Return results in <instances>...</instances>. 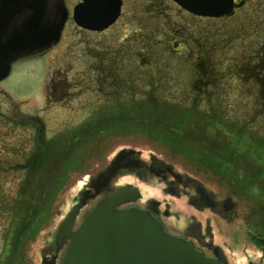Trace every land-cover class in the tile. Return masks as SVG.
Here are the masks:
<instances>
[{
    "label": "rangeland",
    "instance_id": "1",
    "mask_svg": "<svg viewBox=\"0 0 264 264\" xmlns=\"http://www.w3.org/2000/svg\"><path fill=\"white\" fill-rule=\"evenodd\" d=\"M129 3L124 2L120 19H124L125 6L127 8ZM259 5L260 31L259 35L253 31L255 38L250 36V31L254 30L252 18L248 25L250 30L244 37L243 26L238 24L248 8H240L226 19L211 22L196 18L193 21L194 28L204 33L211 27L224 29L220 24L225 21L228 25L238 22L229 26L230 30L224 35L213 34L209 58L203 56L198 60L197 67H206L207 61H211L210 84H193L194 60L187 57L190 46L187 39L183 43L186 52L178 55L167 52L162 57L166 65L162 76L164 99L160 96L158 99L165 100L166 104L161 101L156 104L154 99H149L147 106L119 108L117 112L124 114L122 123L102 127L99 132L94 127L89 129L93 120L87 116L93 108L90 104L92 81L87 89L78 83L90 77L94 60L91 51L106 42H93L95 38L88 33L81 37L78 28L67 22L62 38L52 47L19 56L9 63L8 73L0 78V249L4 247L10 224L11 234L0 264H37L34 256L38 242H43V231L50 228L62 212L66 197L73 192L81 175L100 163L115 141L123 139L138 146L147 145L155 151L173 146L170 154H163L166 159L181 162V166L190 165L202 178L209 177L212 185L221 184L237 192L234 214L237 217L223 224L231 234L232 247L228 253L236 264L244 256H255V247L249 241L251 232L242 227H248L245 218L251 214L256 217L261 211L257 230L264 233V0ZM169 12L173 15L168 17L179 20V30L187 33L191 29L189 15L182 10ZM151 23L149 27L153 30L161 28L152 27ZM135 25L128 24L125 28L133 29ZM116 30L118 26L108 32L113 34ZM151 43L155 44L150 41L148 44ZM253 49L260 50L261 83L258 87L252 77L244 76V80H248L237 83L230 76L227 81L216 70L226 57L230 64L236 60L232 55L236 57L240 52L248 54L242 58L250 66ZM51 68L67 79L73 76V83L77 85L68 86L67 99L54 105L45 100L42 86ZM157 110L165 113L158 115ZM215 121H219V128ZM143 128L149 129V135ZM106 137H110V141ZM105 141H108L106 150L102 147ZM70 142L73 146L69 150ZM12 199H16L18 205L12 206ZM50 207L55 214L48 218ZM256 221H252L254 225ZM36 226L39 231L32 236ZM250 240L259 242L253 237Z\"/></svg>",
    "mask_w": 264,
    "mask_h": 264
},
{
    "label": "water",
    "instance_id": "2",
    "mask_svg": "<svg viewBox=\"0 0 264 264\" xmlns=\"http://www.w3.org/2000/svg\"><path fill=\"white\" fill-rule=\"evenodd\" d=\"M45 1L5 0L0 78L14 59L42 52L57 40L64 8L60 0H51L56 12L46 22L41 13ZM176 1L195 15L217 16L230 10L231 0ZM93 2L100 8L91 11ZM115 2L112 7L103 0L77 2L71 11L73 21L83 27H102L116 15ZM81 8L90 13L83 16ZM101 11L110 14L102 20ZM112 146L100 163L81 175L62 212L43 231L34 256L37 264H236L228 253L231 234L223 224L237 217V192L212 185L209 177L202 178L190 165L166 159L163 154H170L173 146L155 151L124 139ZM48 214V218L55 214L51 207ZM260 214L245 218L248 227H242L259 241L249 239L256 254L244 256L238 264H264V233L257 230ZM37 231L38 226L32 236Z\"/></svg>",
    "mask_w": 264,
    "mask_h": 264
},
{
    "label": "flooded vegetation",
    "instance_id": "3",
    "mask_svg": "<svg viewBox=\"0 0 264 264\" xmlns=\"http://www.w3.org/2000/svg\"><path fill=\"white\" fill-rule=\"evenodd\" d=\"M103 1L109 3L111 7L114 6L116 3L115 1H117V13L114 18L106 22L104 26L91 28L86 26L83 27L73 21V14L71 13L73 6L77 2L85 4L83 3V0H60L61 5L64 8V18L60 23L61 28L58 30V38L54 41L55 43L62 38V30L68 22L71 26L78 28L80 31L78 34H80L81 37H84L88 33L87 35H92L95 38L93 42H106L105 45H100V48L98 47L91 51L94 55V60H92L93 62L91 64L90 77H87L86 79L83 78L84 83L77 82L78 85H83L84 88L87 89L89 88L88 84L92 81V99L90 100V104L93 105V108L90 109V113H88L87 116L88 118L92 117V122L94 123L96 131L101 130L102 127H110V125L122 123L124 114L121 111L117 112L119 108L147 106L148 104L146 102L149 101V99H154L152 101L156 102V104L160 103V101L166 104L165 100L158 99L159 96L161 99H164L163 87L165 84L162 76L163 67L166 65L162 57L165 55L164 53L167 54V52H171L175 55H178L180 52H186L183 43L185 44L187 39L190 41L187 57L189 56L190 59L194 60V65L191 66L195 74L192 77L193 84H200V82L210 84V74H212L213 71L210 65L211 61H207L206 67L205 65H199V67H197V65L200 62H198V60L201 57L204 56L205 59L209 58V48L212 47L211 39H214L212 35H217L218 33L224 35L228 33L231 25H236L239 22L238 24L243 26L244 30L242 31V37H244L250 30L248 29V25L252 18L251 27L254 30L250 31V36L255 38L253 31H255L257 35H259L260 31V26L258 25V20L260 19V15L258 14V10H260L259 3L263 2V0H231L230 10L227 13H222L217 16H203L201 14L195 15L193 12L182 8L176 0H140V2H137V0H127L128 3L130 2L129 5H127V8L125 6V13L126 11L127 13L123 17L124 19H120L119 17L123 13L122 7L126 0ZM4 2L5 0H0V24L4 20ZM5 4L8 6V3ZM89 4L92 6L90 8L91 11L100 8L96 7L94 2ZM43 6L44 9L41 13H44L43 16L45 17L42 19L46 22H51L54 18L53 14L56 12V9L51 5V0H46ZM240 8H248L249 10L241 15L242 18L238 19V22L233 21L229 23V25L228 21H225L226 23H221L220 25L223 26L224 29L219 30L218 28L214 29L211 27L210 30H207V32L204 33L193 26V21L196 20V18L203 20L208 19L211 22L217 21L218 19H226L228 16L234 15ZM181 10L185 15H189L192 19V24L190 26L191 29L188 30L187 33H183L179 30V20H173L172 16L168 17L169 14L173 15L169 11L176 12ZM102 11L103 20L110 13H103ZM85 12L87 15L90 13L87 9L81 8V14L83 16L85 15ZM133 16L135 19L132 18ZM17 19L20 21L21 17L17 16ZM98 20L101 22V19ZM150 22H152V27L158 25L161 28L158 29V31L153 30L149 27ZM133 23L136 24L133 29L125 28L126 25H133ZM115 26H118V30L113 34L109 33L108 30ZM81 32L84 34H81ZM120 32L123 33L119 34ZM164 37H170L171 39L165 40ZM149 41L155 44H148ZM54 43L48 47H52ZM206 45H208V50L206 49ZM259 52L260 50L257 51L256 49H253V52H250L251 57H253L250 66L246 64V60L242 58L243 56H248V54L245 55L240 52L236 57L235 55H232V58H236V60L230 64L226 57V61H223L216 70H218L219 73L221 72V76L227 81L229 80L228 76H230V78L237 83H241V81L248 80L252 77L254 81H257L256 84L258 87L259 83H261L259 77L261 72V66L259 67ZM219 56L223 58L222 55ZM237 59H239L238 62ZM196 70H199V74ZM152 75H154L155 80L154 78L152 80ZM244 76L248 77V79L245 78L244 80ZM46 77V81L42 84L45 89L44 98L46 101H51L53 105L54 103L63 102L67 99L68 86H77L73 83V76L69 78L71 79L69 80L64 74H58V71H54L52 68L47 71ZM167 105H169V103H167ZM160 111L157 110L158 115H160V113H165ZM214 123L217 124L219 128V121H215Z\"/></svg>",
    "mask_w": 264,
    "mask_h": 264
},
{
    "label": "trees",
    "instance_id": "4",
    "mask_svg": "<svg viewBox=\"0 0 264 264\" xmlns=\"http://www.w3.org/2000/svg\"><path fill=\"white\" fill-rule=\"evenodd\" d=\"M43 151H44V149H43ZM19 196H21V194H19ZM19 196H18V198H19ZM12 202L13 203H11L12 204V206H15V204L16 205H18V202H16V199H12ZM10 227H9V232H7V234L5 235V237H4V247L6 246V242H7V240H8V237L10 236V230H11V224L9 225ZM4 247L2 248V249H0V262H1V259L3 258V255H4V253H2L3 252V249H4Z\"/></svg>",
    "mask_w": 264,
    "mask_h": 264
}]
</instances>
